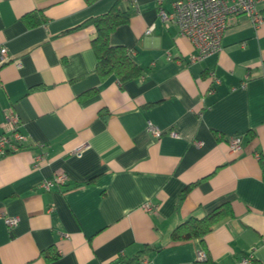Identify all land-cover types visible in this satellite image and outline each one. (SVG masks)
<instances>
[{
    "label": "crops",
    "instance_id": "1",
    "mask_svg": "<svg viewBox=\"0 0 264 264\" xmlns=\"http://www.w3.org/2000/svg\"><path fill=\"white\" fill-rule=\"evenodd\" d=\"M114 4L129 18L108 43L142 68L123 84L95 71L96 31L84 25ZM257 8L264 16V0ZM1 49L0 124L11 109L25 140L0 156V264H110L144 245L158 250L140 264H197L198 249L208 264H264V19H230L220 50L191 61L156 0H0ZM57 174L64 184L37 189ZM224 204L203 244L170 241Z\"/></svg>",
    "mask_w": 264,
    "mask_h": 264
},
{
    "label": "built area",
    "instance_id": "2",
    "mask_svg": "<svg viewBox=\"0 0 264 264\" xmlns=\"http://www.w3.org/2000/svg\"><path fill=\"white\" fill-rule=\"evenodd\" d=\"M135 2V0H128ZM259 0H172L171 9L163 6L164 0H156L157 17L163 23H174L178 27L181 36L188 38L193 46L194 54L191 61L200 60L207 55L214 54L220 50L221 38L225 29L229 26L230 19L244 15L254 25L258 26L264 19L263 14L258 10ZM153 26L146 29L149 34ZM2 57L5 50L1 49ZM169 57V54H167ZM0 156L16 152L21 148L25 136L19 131L18 116L8 109L4 113V121L0 124ZM146 130L158 138L161 131L147 123ZM231 150L240 149V138L233 136L229 139ZM78 152L81 146L76 149ZM65 176L57 174L51 179H45L37 185V189L48 191L54 186L64 184ZM142 209L147 213H153L155 207L150 202H145ZM18 222L17 217H4L7 227H14ZM207 258L202 249L196 252L197 261H204Z\"/></svg>",
    "mask_w": 264,
    "mask_h": 264
},
{
    "label": "trees",
    "instance_id": "3",
    "mask_svg": "<svg viewBox=\"0 0 264 264\" xmlns=\"http://www.w3.org/2000/svg\"><path fill=\"white\" fill-rule=\"evenodd\" d=\"M28 26L37 25L41 20L32 19L28 14L23 16ZM129 14L122 11L114 4L105 14L88 19L84 25H92L95 28V36L92 39V48L96 56L95 71L100 77L113 74L118 81L123 84L132 79L138 78L142 74V68L136 64L128 54V51L123 46H111L108 43L110 32L118 25L128 21ZM261 176L264 182V155L258 156ZM191 185H188L180 193L179 198H182L188 191ZM230 213L227 204L215 208L210 213L203 217L197 218L194 216L188 217L183 222L176 225L170 232V241L184 242L189 240H198L203 244V239L208 234L214 223L224 218ZM158 250V248L144 245L140 251L135 253L130 258L118 257L110 264H140L143 261V255ZM57 257L56 253L46 256V259L51 260ZM197 264H208L207 258L204 261H198ZM252 264H255L252 262Z\"/></svg>",
    "mask_w": 264,
    "mask_h": 264
}]
</instances>
